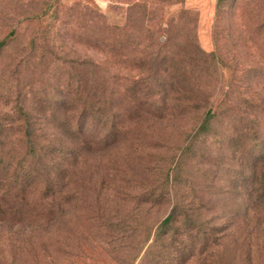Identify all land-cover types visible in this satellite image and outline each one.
<instances>
[{
	"label": "rangeland",
	"instance_id": "374dc122",
	"mask_svg": "<svg viewBox=\"0 0 264 264\" xmlns=\"http://www.w3.org/2000/svg\"><path fill=\"white\" fill-rule=\"evenodd\" d=\"M3 39L0 264H264V0H0Z\"/></svg>",
	"mask_w": 264,
	"mask_h": 264
},
{
	"label": "trees",
	"instance_id": "16d2710c",
	"mask_svg": "<svg viewBox=\"0 0 264 264\" xmlns=\"http://www.w3.org/2000/svg\"><path fill=\"white\" fill-rule=\"evenodd\" d=\"M5 41H6L5 39L0 41V52L2 51V49L5 46ZM77 96L79 98H77V99L73 98V100H72L73 102H70L71 99L69 100V98H68L67 105L69 104V107L71 109L74 108L75 105H78L81 108L80 118H78V119L82 120L85 117L90 116L91 119L97 121L98 117H100L99 116L100 111L97 108H98V106H101L102 103H99V102L92 100L90 98H86L84 89H81V90L76 89L73 91V94L70 95V97H77ZM62 103L63 102L61 101V104ZM18 110L20 113L19 120H20V123L22 125L23 136H24V140H25L23 143H24V145H29L30 151H32L35 155L36 153H38V151H37V146H38L37 138L38 137L35 138V140L37 142V144H36V142H34V138H32L34 123L32 122L31 115L26 110V107H23L22 105L20 107L18 106ZM230 113H231V109L228 107H222L219 105L215 108L214 105H212L210 107V109L205 113L203 124L207 125L210 122V120H212L216 116L217 117L218 116H226ZM97 122H99V121H97ZM67 125L68 124H65L64 127L67 128ZM71 129L72 128H68V131H70L71 135L74 138H77L78 135L82 134V130H79V128L78 129H72V130ZM250 147H251V145H250ZM253 148H256V146L253 145ZM251 150L252 149H249V145L243 146V151H246L248 153L250 151V154H251ZM256 152L257 153L255 154L256 155L255 160H254V162L252 161V167H254V174H253L254 177L252 180V184L250 185L252 188H250V189L253 191V193H256L257 198L264 199V149L259 148V151H256ZM253 206L254 205H247L245 215L249 214V212H250V210H252ZM174 222H175V216H174V213H172L169 216H167L159 224V226L156 227L155 231H153L152 228L148 229V231L146 233V238H145V245L148 244L151 237L154 238V240L147 247L154 248L159 243H162L165 240V238H167L170 228H171V230H173V235L171 236L169 241L171 242V244L175 243L176 235L178 233V229L177 228L173 229L171 227L172 224H174ZM201 226L202 225L196 224L195 222L184 223V225L181 229H183L185 232L188 233L190 231H193L194 229H200ZM171 244H168V245H171ZM161 246H162V244H161ZM173 247H174V245H172V248ZM181 260H183V258H181Z\"/></svg>",
	"mask_w": 264,
	"mask_h": 264
}]
</instances>
